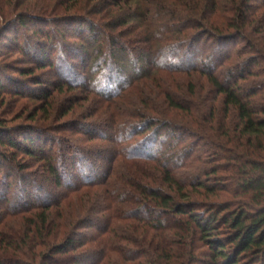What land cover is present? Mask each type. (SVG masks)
Listing matches in <instances>:
<instances>
[{"label":"trees","instance_id":"obj_1","mask_svg":"<svg viewBox=\"0 0 264 264\" xmlns=\"http://www.w3.org/2000/svg\"><path fill=\"white\" fill-rule=\"evenodd\" d=\"M255 1L109 0L97 5V0H88L78 6L74 16L61 18L73 25H89L91 34L96 28L102 33L101 37L92 40L94 47L102 45L97 47L96 55L90 52L83 56L82 61L95 63V59L99 58L93 69H97V75L102 74L98 78L94 75L90 83L92 86L96 83L94 91L102 98L119 99L120 103H112L114 110L110 115L113 126H116V153L120 155L126 151L133 162H129L131 168L117 182L109 183L105 179L94 183L98 172L88 168L87 160L81 158L77 174L66 175L65 170L63 172L61 167L55 165L59 153L51 149L49 155L41 139L27 138L21 146L26 148L29 156L44 158V171L50 177L47 183L60 191V198L56 199V191H49L27 179L19 186L23 191L21 202L30 201V204L32 201L31 205H34L33 200H37L36 206L42 210L30 226L39 238H44V229L50 225V215L47 213L52 207L69 204L73 195L82 188H105L104 196L91 209L82 208L87 213L86 217H81L77 222L73 216L75 211L69 210L63 222L53 224L56 225L52 228L55 230L52 232L55 242L51 244V239L42 242V246L49 248L50 255H41L40 264L60 263L57 258H63L67 264L70 260L71 264H102L106 257L108 263L114 261L113 264H264V83L240 85L256 77L254 67L259 59L264 60L261 50L247 39V25L254 26L259 17L264 23V13L252 4ZM77 5L75 3L73 7ZM21 7L8 0H0V32L7 27L19 26L24 29L28 23H54L49 18L19 11ZM7 14L11 16L8 21L4 19ZM109 19L111 22L108 23ZM121 28L126 29L116 33ZM108 30L114 34L106 32ZM76 33L82 34L83 31L78 29ZM50 36L48 45L52 39ZM203 40H207L205 48L211 50L212 54L203 55L200 63L192 66L197 55L203 53V49L198 48ZM240 40L249 43L254 56L245 63L239 62L227 71L218 72L232 57L229 51H225L227 44ZM105 43L112 51L107 52L103 48ZM118 46L120 52L116 50ZM108 53L111 55L109 60L106 59ZM117 53H129L134 57L135 81L157 79L160 73L185 75L190 79V75L195 73L206 77L211 89L207 94L212 103L223 97L222 106L226 115L234 113L235 116L234 121L230 122V131L223 135L216 132L214 136L205 130L200 135L199 130L182 127L186 135L212 143L215 151L210 155L216 158L217 166L202 171L205 176L212 175L217 179H221L218 176L220 172L227 171L225 184L217 181L215 187H207L199 174L181 179L176 170L190 167L187 161L192 160L196 147L192 142L191 146L183 147L184 153L180 154L176 150L180 143L176 133L183 130L168 120L182 113L185 114L187 123L184 126L187 127H198L197 119L202 115H205L206 121L213 123L216 106L210 104L207 112H202L201 105L194 102L195 97L200 98V103L204 101L202 94L197 96L192 85L188 90L182 86L172 89L171 85L167 89L162 88V93L158 95L160 99L150 94H138L133 83L124 81L123 67L113 68L115 73L112 71V67L119 65L114 64L113 57ZM74 55V50H71L70 60L74 59ZM158 59L161 63L155 64ZM142 64L146 65L142 67ZM70 65L69 62L63 68L70 72L69 76L77 77ZM152 68L158 72L150 71ZM61 86L76 85L74 80L68 79ZM157 116L165 120L157 119ZM138 136L141 138L138 139ZM9 139L11 147L18 146L12 138ZM0 141L3 143L1 138ZM224 165L228 166L225 168ZM199 189L207 192L206 202L192 200ZM223 194H228L227 202H221ZM90 199L85 201L87 205ZM12 206L21 208L18 201L12 202ZM101 214L108 216L101 217ZM87 226L96 229L95 238L79 239L78 233ZM222 227L228 229L225 241L219 240L216 235ZM123 230L130 234H122ZM31 232L29 230V235ZM107 234H113L117 241L114 242L113 238L102 240L101 237ZM26 242L24 240V247ZM198 242L206 249H198L199 255L195 247L190 249L191 244L194 246ZM88 244L102 249L100 259L96 255H89V252H80ZM185 244L189 245V249ZM109 252L115 255V259L109 257Z\"/></svg>","mask_w":264,"mask_h":264},{"label":"rangeland","instance_id":"obj_2","mask_svg":"<svg viewBox=\"0 0 264 264\" xmlns=\"http://www.w3.org/2000/svg\"><path fill=\"white\" fill-rule=\"evenodd\" d=\"M87 1L8 0L13 5H22L19 11H26L30 15L49 18L54 23L51 25L28 23V26H25L24 29L15 26L7 27L3 32H0V138L3 141V143L0 141V262H4V264H18L17 262L40 264L41 255H50L49 248L42 246V242L44 240L48 242L50 239L51 244L55 242V239H53L55 235L52 234L55 230L52 228L56 225L53 224L58 225L60 222H63L69 210L75 211L73 216L76 217L74 219L76 221L81 217H86L87 213L82 211V208L84 210H86L85 208L91 209L96 202L102 199L105 193L104 187L100 186L91 189L82 188L76 195H73L69 204L66 203L59 207H52L50 212L47 213L50 215V225L44 229V238H39L40 236L38 234L35 235L33 233L34 228L31 229L30 226L32 225L31 222H35L38 215L42 213V210H38V206H36L38 204L37 200H33L35 201L34 205H31L32 201L30 204L28 203L30 201L21 202L23 191L21 192L19 186H22L23 180L27 179L29 182L36 183L40 187L42 185V188H46L49 191H56L58 193L56 199L60 198V191L54 189L52 184L47 183V178L50 177L44 171V158L41 157L40 159L39 157L29 156L25 152L26 148L21 146L28 140L27 138L41 139L42 145L49 152V155L51 149L59 153V159L57 158L55 165L56 167H61L63 172L65 170L64 173L66 175L77 174L79 170V166L77 165H81V158L82 160H87L86 165L90 166L88 168L98 172L97 176H95L97 181L94 183L103 182L105 179L109 183L117 182L121 175L131 168V163L129 162H133L129 160L126 151L120 155L116 153V139L114 137L116 136V126H113L110 115H112V110H114L112 103H120L119 99L107 100L102 98L94 91L96 83L94 82L93 86L90 83L93 80L92 78L97 75V69L93 68L98 63L99 58L95 59V63L82 61L83 56L90 54V52L94 53L97 51V47L102 46L97 44L94 47L92 42L94 37L99 38L102 36V33L96 28L93 34H91L89 25H73L61 19L77 14L78 6L85 4ZM102 1L109 0H97L95 4L98 5V2ZM74 2L78 4L75 8L73 7ZM122 4H124V1ZM252 4L257 10L264 13V0H256ZM10 17L8 14L4 15L6 21ZM88 18L95 20L94 17ZM259 19L254 22L256 23L254 26L247 25V39L251 42V45L261 50L262 57L264 58V23ZM98 22L99 24L102 23ZM107 22L109 23L111 20L109 19ZM78 29L82 30L83 33H76ZM124 29L126 28L118 29L116 33ZM106 32L114 34L111 30ZM48 35H51L50 37L52 38L49 41L50 45H48ZM206 41L203 40L198 45L199 49H203V53L197 55V58L194 59L195 61L191 63L192 66L198 65L203 55L212 54L211 50L208 51L205 48ZM249 46V43L243 40L227 44L225 51H229L232 57L228 62L223 64L218 72L227 71L228 68H231L236 63L247 62L251 56H254ZM87 47L90 49L85 51ZM119 47L116 50H119ZM103 48L107 52L109 50L112 51L109 44L105 43ZM71 50H74L75 55L74 59L70 60ZM108 54L107 60L111 56L110 53ZM128 54L117 53L113 57L115 60L114 64L118 63L119 65L112 67V71L115 73V69L123 67L124 74L122 73V75L124 81H130V84L133 83L137 88L136 92L138 94L145 96L150 94L153 95V98L160 99L158 95L160 92L162 93V88L167 89L171 85L172 89L182 86V88L188 90V87L192 85L195 87L197 96L202 94L201 98H203L204 101L202 102L204 103H200V98L197 97L194 100L196 104L201 105L202 112H207L210 104L216 106V115L213 123L206 121L205 115H202V117L197 119L198 127H187L184 126L187 122L184 117L185 114L182 113H178L177 117H171L168 120L172 125L183 130L176 133L177 139L180 142L176 150L180 151V154L184 153L182 148H186L188 145L191 146L192 142H194L196 147L192 160L187 161L190 167L176 170L177 174L181 175V179L193 178V175L197 176L199 174L202 182L207 187H215L218 182L224 183V180L228 178L227 171L219 173L218 176L221 179H217L218 177L214 178L212 175L211 177L205 176L202 171L217 166L216 158L213 159V156L210 155V153L213 154L215 151L212 143L208 140L200 141L201 139L186 135L183 128L185 127L192 131L199 130L200 135L205 130H208L214 136H216V132L219 135H223L228 130L230 131L232 128H228L231 125L230 122L234 121L235 116L234 113L226 115L222 106L223 97L220 96L215 103H212L209 94H207L211 89L206 77L195 73L190 75L191 78L188 77L190 79L185 78V75L160 73V75H157V79L154 77L152 80L146 79L142 82L136 80V82L135 78H137V75L134 72L136 63L133 60L134 57ZM95 55L96 53H94ZM69 62L71 64L70 68L77 74V77L69 76L70 72L63 68ZM160 63L161 60L159 59L155 62V64ZM145 65L142 64L141 66L144 67ZM113 68L115 69L113 70ZM150 71L158 72L156 68H152ZM254 72L256 74L255 78L253 77L247 82L240 83V85L246 86L264 83V77H262V72H264L263 59H259V63L254 67ZM101 74L99 73L97 78ZM170 75L171 78H168ZM87 76L89 77L88 79ZM179 77H181V80L173 81L174 79H179ZM68 79L74 80L76 86H61L63 81ZM182 80H186V82L183 83ZM45 96L46 98H44ZM157 117V119L165 120L161 116ZM9 138H12L18 146L11 147L8 143ZM137 138L140 139L141 136ZM170 139L171 137L169 138V142H171ZM46 162L48 161L46 160ZM224 166L226 168L228 165ZM187 191L190 190L187 189ZM195 192L196 194L192 196L193 201L206 202L207 192L204 189H199V191ZM37 195L39 196V193ZM221 196V202L228 201V194ZM87 199H90V204L88 205L85 202ZM212 199L215 200L214 198ZM14 201H18L21 208L19 206L13 207L12 202L14 203ZM19 209L20 211H18ZM104 214H101V217L108 216ZM76 221L73 222L77 223L78 221ZM129 226L127 225V227ZM29 230H32L30 235ZM96 232V229H89L87 226L78 233L79 239L92 240L95 238ZM126 233L130 234L123 230L122 234ZM216 235L219 240L225 241L227 240L228 229L222 227ZM114 237L113 234H107L103 235L101 239L110 238L112 240L113 238V241L116 242L117 238ZM24 240L27 241L26 247H24ZM188 246L185 244L187 249H189ZM194 247L196 252L198 249L200 251L204 249L200 242L194 246L191 244L190 249ZM80 252L82 254L89 252V255L98 256V259L103 254L102 249L97 247V245L92 246V244H88ZM196 254L199 255L198 252ZM108 255L115 259V255L112 253ZM107 259L108 257L104 258L102 264L108 263ZM57 260L61 261L57 264L68 263L63 258H57ZM71 263L70 260L69 264ZM113 263L114 261L108 264Z\"/></svg>","mask_w":264,"mask_h":264}]
</instances>
